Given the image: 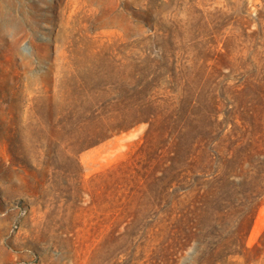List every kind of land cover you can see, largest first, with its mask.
I'll return each mask as SVG.
<instances>
[{
	"label": "rangeland",
	"instance_id": "1",
	"mask_svg": "<svg viewBox=\"0 0 264 264\" xmlns=\"http://www.w3.org/2000/svg\"><path fill=\"white\" fill-rule=\"evenodd\" d=\"M262 68L264 0H0V264H152L171 205L182 227L201 218L192 181L167 190L175 135L156 146L190 119L231 137L210 170L186 174L248 175L262 191L264 81L248 85ZM142 83L167 120L146 146ZM258 202L227 264H264ZM196 243L176 264L196 263Z\"/></svg>",
	"mask_w": 264,
	"mask_h": 264
},
{
	"label": "trees",
	"instance_id": "2",
	"mask_svg": "<svg viewBox=\"0 0 264 264\" xmlns=\"http://www.w3.org/2000/svg\"><path fill=\"white\" fill-rule=\"evenodd\" d=\"M259 75L264 76L263 68L260 69ZM257 78L255 82L250 81L248 85H250L249 87L255 86L259 92L263 93L261 88L263 86L260 83L264 81V78L260 79V76ZM147 86L143 83L137 86V91L144 93V95L137 99L136 108L133 112L135 124L139 122L148 123L144 145L151 142L152 131H156L154 129L156 128L155 123L157 121L162 123L167 121L164 116L159 117L160 114L156 113L154 106L156 100L152 99V96H145ZM173 117L170 116L168 119ZM216 123H218L216 118L208 123L198 117L190 119L187 125L177 127L174 130L168 129V127H162L161 130H158L159 143H157V147L160 146V142L162 144L166 139L168 141V138L164 135H175L174 143L165 152L166 166L162 171L164 174L171 176L169 177L167 190L174 182L178 181L179 175H182L179 183H183V187H185L186 182L192 181L194 185L188 192L196 193L193 196L195 200L192 206L195 205L194 209L198 210L201 218L199 217L200 220L189 224V227H182V208L176 210L171 205L167 212L168 223L165 227L166 229L170 228L168 238H171L172 242H169L168 247L164 248V245L168 242L166 236L165 241H162L158 248V253L163 255L156 254L155 261L152 264H160V262L176 264L178 258L174 257L173 252L187 250L194 240H197L196 250L198 251V259L195 264H227L230 256L243 254L246 237V233L243 232L248 220L246 209L258 207V201L264 196V186L262 191L257 186L251 187L252 182L248 175H214L212 180L205 182L207 175H187V170L184 169L186 165H190L196 168L193 169L194 171L206 172L210 170L209 168H211L213 162L209 153L214 152V150L217 151V148L223 146L231 137L230 133L223 136L226 127L225 130L221 127L223 132L216 136L217 130H220L219 125L222 124L219 122L216 125ZM193 148L195 151H192ZM234 151L238 153L235 146ZM235 152L232 159L236 155ZM198 164L199 167H196ZM174 176L176 179H174ZM171 195L172 193H169V196ZM173 201L174 198L171 199L170 203L173 204ZM198 204L201 206L198 207ZM184 207H186V204ZM234 211L241 215L236 222L237 226L234 231L224 235L226 227L223 225H225L228 217L234 214Z\"/></svg>",
	"mask_w": 264,
	"mask_h": 264
}]
</instances>
